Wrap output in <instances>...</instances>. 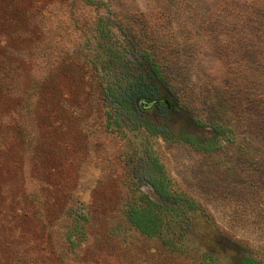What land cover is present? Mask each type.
<instances>
[{
    "label": "rangeland",
    "instance_id": "rangeland-1",
    "mask_svg": "<svg viewBox=\"0 0 264 264\" xmlns=\"http://www.w3.org/2000/svg\"><path fill=\"white\" fill-rule=\"evenodd\" d=\"M261 2L0 0V264H189L161 254L122 217L135 154L147 148L230 235L228 248L242 252L234 240L244 239L264 245L245 127L249 98L264 94ZM107 27L119 44L174 63L179 85L163 95L187 111H143L148 118L210 136L219 115L209 104L222 96L221 117L241 125L235 142L204 153L144 128L108 129L94 64ZM80 205L89 221L73 247L69 210Z\"/></svg>",
    "mask_w": 264,
    "mask_h": 264
},
{
    "label": "trees",
    "instance_id": "trees-1",
    "mask_svg": "<svg viewBox=\"0 0 264 264\" xmlns=\"http://www.w3.org/2000/svg\"><path fill=\"white\" fill-rule=\"evenodd\" d=\"M138 49L116 42L111 28L102 31L101 51L94 64L107 108L108 129L119 132L126 128L133 131L144 128L153 136L183 142L204 153L220 150L225 142H235L241 125L235 126L221 117L219 111L223 112L228 101L222 96L209 104L219 115L210 119V136L185 128H171L148 118L145 111H157L168 117L185 113L188 106L163 95L179 85L174 63L161 60L149 49ZM131 55L134 58H129ZM249 99L245 113L249 133L247 151L255 167L248 178L250 196L257 206L255 213L259 223L264 225V94L259 100ZM156 101L159 102L153 104ZM191 120L195 127H206L201 119L191 117ZM134 161L130 193L122 206V217L129 228L147 240L156 241L161 254L189 264H264L262 244L234 240L242 252L228 248L223 240L230 235L211 220V213L197 199L175 184L160 159L148 148L144 154L136 153ZM146 187L154 196L145 192ZM89 213L84 205L69 210L74 222L66 236L73 247L76 246L75 236H85Z\"/></svg>",
    "mask_w": 264,
    "mask_h": 264
},
{
    "label": "water",
    "instance_id": "water-1",
    "mask_svg": "<svg viewBox=\"0 0 264 264\" xmlns=\"http://www.w3.org/2000/svg\"><path fill=\"white\" fill-rule=\"evenodd\" d=\"M158 102H159V101L153 102V104H154V103H158Z\"/></svg>",
    "mask_w": 264,
    "mask_h": 264
}]
</instances>
